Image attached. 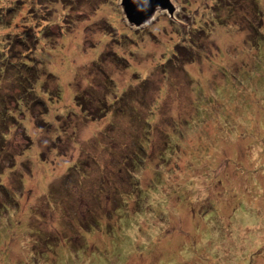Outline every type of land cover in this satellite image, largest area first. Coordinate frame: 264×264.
<instances>
[{
  "label": "rangeland",
  "instance_id": "obj_1",
  "mask_svg": "<svg viewBox=\"0 0 264 264\" xmlns=\"http://www.w3.org/2000/svg\"><path fill=\"white\" fill-rule=\"evenodd\" d=\"M172 2L173 13L161 7L137 26L121 0H0V47L25 50L17 40L31 33L25 42L58 77L39 86L40 123L9 105L17 125L0 153V264H264V38L256 46L253 29H264V0L261 20L244 10L222 26L212 24L213 0ZM99 59L106 77L92 69ZM89 86L109 104L92 107L96 118L75 102ZM150 109L158 147L118 166L143 152ZM168 132L176 147L163 158ZM103 169L104 187L133 196L125 221L101 219L112 194L92 206ZM67 174L81 216L99 224L66 217Z\"/></svg>",
  "mask_w": 264,
  "mask_h": 264
},
{
  "label": "trees",
  "instance_id": "obj_2",
  "mask_svg": "<svg viewBox=\"0 0 264 264\" xmlns=\"http://www.w3.org/2000/svg\"><path fill=\"white\" fill-rule=\"evenodd\" d=\"M212 6L213 7L211 8L215 12L214 19H212V21L215 22V23H212L213 25H217V24H221L218 26L227 25L226 20H230V18H232L234 15H235V20L238 17L244 18L245 16L244 10L251 11L254 14V16L259 18V20L263 18L262 10L259 7V0H213ZM10 11H12V7H9V12ZM222 12H225L226 14L222 15L221 14ZM4 19L6 18L4 17ZM228 22L229 21H227V23ZM259 25L253 27L255 31L257 30L260 33L257 36H255L256 39L254 42L256 46L258 45V47H259V42L261 41L262 38H264V29L262 28L261 25L258 28ZM30 34L31 33L21 35L19 36L20 37L19 40H17L18 38L16 39L18 43L25 46V50L22 49L20 46L14 44L16 43V41L11 42L8 40H5V46H3L2 48L0 47V81H4V85L0 88V153L4 151L5 149L4 147L5 140H7L10 137L11 131L14 129V126L17 125V119L14 116L15 114L12 113L10 109H14V108L17 109L16 106L20 105L22 109L26 108L29 110L27 111L32 114V118L35 120L36 123L39 122L41 118V117L38 118L39 114L43 115L44 113L41 112L38 114L36 113L34 109L37 108L38 105H40V106H43L45 109V112H47L46 101L48 103L47 99L46 101L45 99H43V96H45L47 93L43 91V93L41 92L40 94L39 89H42V88H39V86L41 87L45 86V82L49 78H53V79L54 77H56V79L58 78L56 73H54L52 70H48V64L45 63L43 59H41V57H37L40 47H38L35 43H32V45H29L25 42L26 41L25 38L27 37V35L30 36ZM25 51L31 52V54L29 55L23 54ZM43 53L46 54L47 52L44 51ZM35 54H36V57H35ZM173 54L177 56L178 53L177 51L174 50ZM92 69H94V72L101 71L103 74L106 73V71L104 72L102 69L100 59L98 61L93 62ZM87 70H90V66L88 67ZM105 77H106V74H105ZM57 85L59 86L58 83ZM90 85H93V84L91 83ZM92 92L93 91H91L90 86L85 87L82 91L78 90L75 94V102L78 106L82 108V111L84 113L86 114L89 113L88 114L89 116H91L92 118H96L97 113H98V111H96V109L98 110V107L96 106V104L97 105L100 104L99 114H101V110L108 109L109 104L107 103V100H106L107 98L106 94L100 96V95L94 94L93 92L94 95H92L91 94ZM95 97H97V99H95ZM128 100L129 98L126 99V101ZM12 103L15 104L14 108L9 107V105H11ZM23 104L25 106H23ZM150 104L151 103L148 100H146V103L144 105L149 106ZM92 107H95L96 109ZM119 110L121 109H118V111ZM128 112L130 113L129 110ZM131 114H133V112H131ZM153 116H154V111L151 110L150 113L146 116L147 117L146 119L145 117L141 118L142 119L141 125L145 126L147 124V126H145L147 127V130L144 133V137L139 138L140 150L143 152H138L135 149L129 150L127 154L126 155L124 154L123 157L120 159V161L118 162V166L122 164L123 162H125L126 160L130 161L136 157L134 161H130V163H132L133 166H135L144 160V156H146L147 154L144 151H147L148 146L152 145L153 147H158L156 143H152L151 141H149V139H151L149 135H150V132H152V130L154 132H161V129H159L158 127L155 128V127L150 126V122ZM171 137L174 138V136H172V134L168 132L166 133V140L164 141V144L162 141V151L160 152V154L162 155L163 158L165 157V155H168L170 152H172L176 147L174 146L175 143L173 140L169 141V138L171 139ZM159 146H161L160 143H159ZM127 150H128V147L126 146V151ZM5 152H6V149H5ZM119 168H122V166H120ZM102 172H103L102 176L97 181V186L90 185V192H92V196H94V199L91 200L92 206H95L94 204L96 203L99 204L100 201L96 197L99 198L101 191L103 193H107V196L108 194L110 195L112 194L115 196V199L112 202L111 207L108 209V211L102 212L101 219L103 220L105 217H107L108 219L111 220L115 215H117L118 218L120 217L123 221H125L124 218H126L129 214V212H127L125 208V205L128 204L129 200H131L133 196H128L129 193L119 190L116 186L114 188L104 187L105 186L104 180L106 177H108V175L106 171H104V169L102 170ZM72 177H73L72 174H67L65 177V182H64L65 190L63 193H61L60 202L61 203L63 201L65 202L67 206L66 207V210H67L66 217L69 215L68 219H72L71 223L76 221L77 225L82 228H84L83 226L85 225H87V228H91L92 225L99 224L101 219L97 215H93L92 217L84 220V216H81V212L79 208L76 206L77 204L74 201H72V198H71L72 196L68 194V192H70V189H69L70 184L68 182L70 178L72 179ZM86 179H87V176L85 172L80 173V175H78L76 178L77 184L80 183V185H83V184L85 185ZM120 187L122 188L121 185ZM103 189H105V192L103 191ZM137 189L143 198L146 197L147 195L146 190L143 191V189L140 187H137ZM1 205H2L1 206L2 209L3 208L6 209L8 207L6 203H1ZM128 218H131V215H129ZM85 222L86 224H84ZM36 232L38 234L40 233V231H36ZM63 237L66 238V240L68 238L67 235H63ZM49 246L50 244H48V247Z\"/></svg>",
  "mask_w": 264,
  "mask_h": 264
},
{
  "label": "water",
  "instance_id": "obj_3",
  "mask_svg": "<svg viewBox=\"0 0 264 264\" xmlns=\"http://www.w3.org/2000/svg\"><path fill=\"white\" fill-rule=\"evenodd\" d=\"M121 5L127 20L134 25H140L150 19L158 8L174 12L172 0H121Z\"/></svg>",
  "mask_w": 264,
  "mask_h": 264
},
{
  "label": "bare ground",
  "instance_id": "obj_4",
  "mask_svg": "<svg viewBox=\"0 0 264 264\" xmlns=\"http://www.w3.org/2000/svg\"><path fill=\"white\" fill-rule=\"evenodd\" d=\"M158 9H159V8H158ZM158 9H157V10H158ZM157 10H156V11H157ZM155 13H156V12H155Z\"/></svg>",
  "mask_w": 264,
  "mask_h": 264
}]
</instances>
